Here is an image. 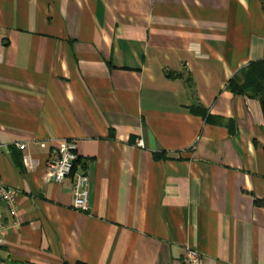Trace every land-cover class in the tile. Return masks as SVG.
<instances>
[{
    "label": "crops",
    "instance_id": "crops-1",
    "mask_svg": "<svg viewBox=\"0 0 264 264\" xmlns=\"http://www.w3.org/2000/svg\"><path fill=\"white\" fill-rule=\"evenodd\" d=\"M263 58L264 0H0L1 262L264 264V113L227 88ZM67 140L88 211L47 179Z\"/></svg>",
    "mask_w": 264,
    "mask_h": 264
},
{
    "label": "built area",
    "instance_id": "built-area-1",
    "mask_svg": "<svg viewBox=\"0 0 264 264\" xmlns=\"http://www.w3.org/2000/svg\"><path fill=\"white\" fill-rule=\"evenodd\" d=\"M47 147L46 142L40 144ZM24 151L26 144H19ZM79 160L78 145L74 140L62 141L47 161V179L57 184L70 180L73 185V207L79 211L89 210L90 177L87 171H77ZM28 165V158L24 157ZM19 212L18 191L8 186L0 178V250L6 244V238L11 229L17 226ZM0 264L1 256H0ZM185 264H202L201 253L194 248L186 250Z\"/></svg>",
    "mask_w": 264,
    "mask_h": 264
},
{
    "label": "trees",
    "instance_id": "trees-1",
    "mask_svg": "<svg viewBox=\"0 0 264 264\" xmlns=\"http://www.w3.org/2000/svg\"><path fill=\"white\" fill-rule=\"evenodd\" d=\"M227 88L235 94L258 99L264 113V58L239 70L228 81ZM202 114L208 122L211 121L212 117L208 111L203 110ZM227 123L231 125V122ZM230 127L232 129V126ZM255 203L264 207V198H256Z\"/></svg>",
    "mask_w": 264,
    "mask_h": 264
}]
</instances>
